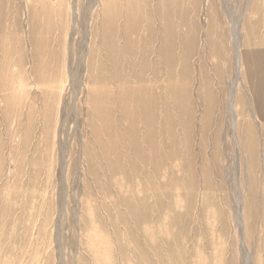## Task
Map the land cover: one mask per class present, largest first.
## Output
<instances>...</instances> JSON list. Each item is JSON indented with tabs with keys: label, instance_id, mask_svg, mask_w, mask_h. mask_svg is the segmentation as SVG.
Wrapping results in <instances>:
<instances>
[{
	"label": "rangeland",
	"instance_id": "1",
	"mask_svg": "<svg viewBox=\"0 0 264 264\" xmlns=\"http://www.w3.org/2000/svg\"><path fill=\"white\" fill-rule=\"evenodd\" d=\"M0 264H264V0H0Z\"/></svg>",
	"mask_w": 264,
	"mask_h": 264
},
{
	"label": "bare ground",
	"instance_id": "2",
	"mask_svg": "<svg viewBox=\"0 0 264 264\" xmlns=\"http://www.w3.org/2000/svg\"><path fill=\"white\" fill-rule=\"evenodd\" d=\"M236 57H237V61H238V63H239V65H243L242 64V57H241V52H242V50H241V48H242V46H241V44H240V42H239V38H238V36L236 35Z\"/></svg>",
	"mask_w": 264,
	"mask_h": 264
}]
</instances>
